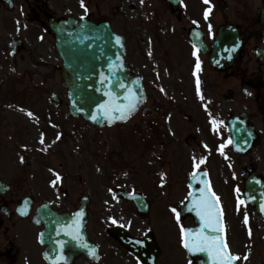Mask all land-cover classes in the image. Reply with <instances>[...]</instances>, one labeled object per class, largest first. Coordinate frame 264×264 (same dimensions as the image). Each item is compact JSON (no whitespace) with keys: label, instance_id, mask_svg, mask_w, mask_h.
Returning a JSON list of instances; mask_svg holds the SVG:
<instances>
[{"label":"rangeland","instance_id":"1","mask_svg":"<svg viewBox=\"0 0 264 264\" xmlns=\"http://www.w3.org/2000/svg\"><path fill=\"white\" fill-rule=\"evenodd\" d=\"M147 2H153V0H147ZM261 4V0H248L247 8L243 9L237 0L221 1L222 8L209 21L210 25L214 29L225 22L237 24L243 30L245 48L236 66L227 73L215 74L206 63L205 66L210 68L207 77L201 70L196 74L191 69V63L193 65V60L196 58L193 54L194 49L183 37H179L183 45L180 48L176 43V35L173 36L171 30H168V24L171 23L168 18H164L165 20L162 22L163 31H157L153 17L143 13L147 7L143 10L138 8L131 16L124 18L126 24L122 26L117 20L116 24L127 37V59L131 63L134 73L143 77L149 95L148 107L155 111V115L151 118L139 116L126 125L104 129L101 132H95L83 121H76L69 116L66 90L62 85L56 84L54 80L44 79V75L48 74L47 71H44L45 69L41 70L22 63L19 65L18 71L21 73L24 69L29 70V75H27L29 79L26 81L12 80L11 75L15 74L11 70L15 68L8 63L0 62V82L2 83L0 84V111L2 117L6 119V121L0 122L2 125L0 129H5L1 134L2 139H13L15 141L13 145L34 146L30 150L37 155H42L40 158L47 155L45 156L47 160V165L44 168L45 175L51 178V175L47 173L50 172L52 176L58 174L60 178L62 173L68 174L69 181L67 182L74 181L78 185V189L74 192V198L88 194L87 186H94L100 191L106 187L116 188L114 180L120 176L131 175L133 179L143 178V181H134L138 188L145 183L144 174L151 173L150 178L157 176L163 182L168 178L169 199H181L188 176L189 162L193 157L198 159L205 151H208L205 139L197 131L192 133L190 142L184 145L190 138L188 132L194 131V129H188L184 136L186 126H196L197 118H199L197 130L202 129L203 120V127L209 132L203 111H211L212 117L219 119H227L229 115L241 112L257 111L258 104L254 105V98H245L241 89L248 88L244 81L249 80H259L262 83L261 86L264 85V64H258L254 60L255 48L264 47V28L256 27L257 8L261 7ZM178 25L180 24L178 23ZM212 34V31L206 32L209 44L213 42ZM203 59L207 60L208 56ZM44 72L45 74H43ZM32 73L33 77H31ZM19 75L21 74H16V76ZM197 78L200 81V94L195 93L198 92ZM228 90L234 91L232 99H225ZM51 91L56 92L62 98L63 105L61 107H56L51 103ZM201 95L203 99H201ZM4 111H53L57 114L56 121L59 116L62 117V128L58 127L57 131L53 130V132H43L44 124L48 129V118L42 124L35 123V125L24 120L21 123L23 125L19 126L15 120L17 118L11 115L7 117ZM166 114L172 115L171 128L167 130V134L163 132L164 126L152 124L154 119L159 116L163 119ZM187 117H190L189 123L184 122ZM17 120L20 123L21 120ZM255 122L260 123V118L255 117ZM215 128L220 129L216 125ZM207 132H204V135L209 140L211 138ZM21 134L27 135V138L24 136L27 144L21 142ZM161 141H164L165 145ZM221 145H226L224 149L229 154L231 153L226 138L222 142H218L216 148L219 149ZM10 152L13 156H17L16 146L10 148ZM157 156L158 158H156ZM61 162L64 165L60 168ZM239 164L243 174L250 170L264 177V142L251 155L239 159ZM228 165L229 163L226 165L225 161H217L214 165L216 170L212 169V178L221 187L226 208L228 207V213L232 216L229 220L233 224L235 222L233 232L236 236L234 238L231 236L229 242L231 251L246 250V245L243 242H254L255 238H258V242H255L254 245V250L257 252L252 254L251 245L247 244L249 258L240 261L242 264H264V248L262 247L264 223L256 217V235L253 212L244 203L238 206V200H243L239 198L232 200L231 188L226 185L230 181L229 175L231 174L227 170ZM47 168L51 169L47 171ZM99 169L101 171H98ZM164 170L168 174L162 177ZM137 182H140V185ZM245 216L248 217L247 224L244 222ZM98 217L94 216V220H97ZM92 224L96 223L92 222ZM175 224V227H180L176 221ZM143 228L146 229V225ZM249 228L251 236H249ZM175 233L178 236V232L175 231ZM107 250L111 251L112 249L108 248ZM180 251V244L174 242V264L184 263L185 255Z\"/></svg>","mask_w":264,"mask_h":264},{"label":"flooded vegetation","instance_id":"2","mask_svg":"<svg viewBox=\"0 0 264 264\" xmlns=\"http://www.w3.org/2000/svg\"><path fill=\"white\" fill-rule=\"evenodd\" d=\"M131 2L132 0H84L88 9L86 13L80 0H0V57H6L7 62L13 63L17 69L22 63L51 68L52 73L49 76L60 80V68L57 64L61 65V60L55 49L56 37L51 25L69 19L82 20V17L96 24L111 22L126 14L122 4ZM191 4L193 18L201 19L202 11L197 0H192ZM134 8L133 6L129 9ZM4 112L7 117L11 115L21 120L19 123L15 119L19 126L23 125L21 123L24 120H28L26 113ZM3 120L6 121L0 111V122ZM4 130L0 129V149L6 150L0 151V264H46L42 258L43 249L38 241L42 228L34 224L33 217L44 205H50L62 212L76 209L79 198H74V192L78 188L74 181L65 186L59 182L50 187L43 173L44 161L34 160L40 157L34 156V153L28 150L34 146L26 143L24 136L27 138V135H20L27 144V149H19L16 157L7 151L15 141L2 139ZM117 179L120 180L119 185L123 187L124 192H140L156 211L153 230L169 264L173 253V236L169 225L164 223L162 218L158 220V210H173L174 203L166 197L167 193L160 192L155 182L151 184L150 191L144 192L130 186L134 184L133 178L123 176ZM214 189L217 194L220 193L217 183H214ZM87 190L88 211L92 217H105L111 213L118 222L128 223L132 232L141 231L142 220L137 215L135 206L118 196V191H111L107 187L100 191L94 186L87 187ZM19 209L27 211L28 216H20ZM91 234L101 250L102 247L109 248L111 240L114 242L115 239L111 235V227L101 220L91 227ZM114 243L117 245V242ZM104 262H107L105 257Z\"/></svg>","mask_w":264,"mask_h":264},{"label":"water","instance_id":"3","mask_svg":"<svg viewBox=\"0 0 264 264\" xmlns=\"http://www.w3.org/2000/svg\"><path fill=\"white\" fill-rule=\"evenodd\" d=\"M117 37L119 36L113 33L108 26L95 27L88 23L65 24L59 32L58 48L64 61L62 77L69 94V111L73 116L81 115L86 121L98 127L124 122L117 119L109 123L101 105L110 101L123 105L127 103L125 97L129 96L130 91L140 98L137 109L145 100L141 81L132 79L128 74L124 41L120 37L118 41ZM238 39L240 40V36L235 29L230 26L222 28L214 45L211 62L216 66L221 64L220 68L228 67L234 61L239 49ZM197 44L202 45V42L197 41ZM55 101L59 102L57 98ZM232 132L235 144L241 149H249L253 144V137L248 129L236 125ZM247 188L250 200L254 202L258 210L262 211V206L258 202L264 197V188L256 186L252 180ZM194 194L198 196L200 193L195 192ZM191 201L190 206L186 208V213L195 217L197 229L193 234L199 235L202 221L196 211L192 210ZM41 215L46 228L42 233V242L47 246L46 258L48 260H60L61 247L63 252H76L75 254L87 256L92 246L88 243L84 232V213L78 212L73 216H68L42 210ZM74 223L80 225L78 238H73V235L69 234L75 231L72 227ZM205 231L209 235L212 234L208 230ZM134 242L139 243L135 240H128V246ZM83 244L87 247H83ZM139 245L137 250L131 246L130 248L136 256L145 261L147 252L141 243ZM189 252L192 256L199 257L198 264H214L213 258L205 251Z\"/></svg>","mask_w":264,"mask_h":264},{"label":"snow or ice","instance_id":"4","mask_svg":"<svg viewBox=\"0 0 264 264\" xmlns=\"http://www.w3.org/2000/svg\"><path fill=\"white\" fill-rule=\"evenodd\" d=\"M141 2H143V0H141ZM204 2L209 3L210 0H204ZM80 3L81 7L84 8L85 12L87 13L88 9L84 4V0H80ZM210 11V8L205 10L206 20L208 19ZM83 18L84 17H82V19ZM194 23L196 22L194 21ZM209 31L211 32V25H209ZM117 40L119 41V37H117ZM198 52L199 49H196L193 54L197 55ZM196 70H200V61L198 55ZM199 84L200 81L199 78H197L198 93ZM161 91H163V89H161ZM201 99H203L202 95ZM125 100L127 101V103L123 105L117 104L114 101H110L105 105H101V109H103L104 115L109 119V123H112L117 119L125 121L136 111L137 106L140 103V98L134 92L130 91L129 96H126ZM205 107L207 108V106ZM28 115L31 116L32 113L29 112ZM93 119H95V117H93ZM210 122L213 124L215 130L217 121L215 119H212ZM41 142H43V140H41ZM228 143H231V140H229ZM225 146L226 145L220 146L219 150L221 151V154H223V148ZM205 147L207 146L205 145ZM21 159L23 160V157H21ZM193 161L194 171L192 173V178L196 179V170L199 169L200 164L204 163L205 160L201 159L199 162H196V158L193 157ZM203 175L207 176V173L205 172L203 173ZM57 176L59 178L58 174ZM201 183H203L204 186L200 188V194L198 196L193 193H189L190 197H192V210L196 211V214L202 221L201 231L199 235H195L191 232H185L182 227L181 231L184 234V247L189 251H205L209 253V255L213 258L214 264H234V262L240 260L241 257L239 255H233L231 253L229 245L227 244L225 237L222 235V233L225 232L226 226L223 223V209L220 204V197L215 193V191L212 190L210 181H201ZM237 191L239 190L237 189ZM242 203L244 202L238 200V206ZM173 211L175 212L176 210L173 209ZM176 216L177 220L179 221V213H176ZM244 222L245 224L248 223L247 216H245ZM72 227L75 229V231H72L69 234L73 235V238H78L80 225L78 223H74ZM205 230H208L212 234L209 235ZM249 236H251L250 228ZM82 246L87 247L86 244H83ZM61 259L65 258L61 256ZM243 259L247 260L248 257L244 256Z\"/></svg>","mask_w":264,"mask_h":264}]
</instances>
